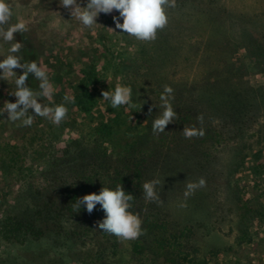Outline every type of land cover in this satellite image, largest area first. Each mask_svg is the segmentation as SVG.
I'll use <instances>...</instances> for the list:
<instances>
[{
    "label": "trees",
    "instance_id": "1",
    "mask_svg": "<svg viewBox=\"0 0 264 264\" xmlns=\"http://www.w3.org/2000/svg\"><path fill=\"white\" fill-rule=\"evenodd\" d=\"M232 1L176 0L156 39L136 41L129 68L140 77L130 84L135 107L112 109L105 101L98 113L106 121L93 125L92 138L59 146L54 124L35 119L26 141L29 165L25 151H9V174L23 189L0 218V239L36 250L9 254V264H264V203L261 195L246 199L233 180L242 152L264 144V0ZM16 39L24 59L39 63V44L22 34ZM187 63L195 67L192 78L181 75ZM257 75L263 79L250 82ZM27 83L37 85L31 76ZM166 85L177 117L154 134ZM86 104L80 93L71 106L84 111ZM184 128L205 134L186 139ZM262 150L254 166H264ZM260 172L264 190V167ZM200 178L206 186L186 198V184ZM153 179L162 202L144 198L142 185ZM117 185L134 197L130 210L144 230L137 240L103 234L99 205L92 213L75 207L83 196ZM248 247L250 254H241Z\"/></svg>",
    "mask_w": 264,
    "mask_h": 264
},
{
    "label": "rangeland",
    "instance_id": "2",
    "mask_svg": "<svg viewBox=\"0 0 264 264\" xmlns=\"http://www.w3.org/2000/svg\"><path fill=\"white\" fill-rule=\"evenodd\" d=\"M239 1L233 0L229 5L237 6ZM249 1L253 0H247L246 3L249 4ZM9 3L16 13L28 23L29 30L22 35L29 38L34 45L38 46L39 44V64L47 70L56 89L54 102L60 103L64 95L77 98L80 93L85 94V102L88 103L84 110L87 112L86 114L82 110L76 111L69 103L67 107L70 109L71 115L65 121L67 125L62 127L53 125L61 142L58 145H64L81 135L92 138L93 125L101 119L103 122L106 121L98 113L100 109L105 111V101L101 100L102 93L114 90L117 83L131 85L140 83L136 80L140 77H132L129 70L134 57H136V40L129 36L117 35L126 34L115 28L112 17L118 15L116 12L111 15L101 14L97 20L99 25L94 31H89L83 29L75 21L70 24L59 21L58 16L53 12L59 13L60 17L66 21L71 19L69 11L60 7L59 0H9ZM7 47V45H0V58ZM189 64H186V69L181 75L192 78L195 74V67H188ZM14 71L18 74L21 73L20 69H14ZM262 79L257 75L252 77L250 82L256 83ZM82 83L84 84L82 85ZM13 87L11 81L0 80V107L3 106L4 101H15V97L8 94L13 90ZM6 118L7 113L0 117V218L3 214L9 213V204L22 193L23 189V183L9 174V151L13 147H18L13 150L19 151L22 156L26 152L24 164L29 165L27 153L30 151H26L29 147L26 141L35 133V130H31L30 127H21L19 122L9 123V121L3 120ZM132 119L134 120L133 116ZM137 122L142 128L144 121L141 117L137 119ZM261 148L264 152V144L259 147L254 146L253 150L245 149L242 152L241 168L233 180L238 184L240 190L245 191L246 199L255 200L257 196L261 195L258 201L264 203V190L262 185H258L261 183L260 171L264 166L257 167L252 163L253 156ZM220 196L219 194L218 199ZM262 232L264 233V228ZM224 233L225 231L221 232L222 235ZM229 238L231 239L232 235H229ZM84 239L88 241L90 236ZM256 239L255 241H257ZM1 241L0 239V264H9V254L13 252L29 257L36 250L25 249L17 245L9 247V244H4ZM250 251V247L244 248L241 254L249 255ZM256 256L253 255L255 258Z\"/></svg>",
    "mask_w": 264,
    "mask_h": 264
},
{
    "label": "clouds",
    "instance_id": "3",
    "mask_svg": "<svg viewBox=\"0 0 264 264\" xmlns=\"http://www.w3.org/2000/svg\"><path fill=\"white\" fill-rule=\"evenodd\" d=\"M59 4L68 10L71 16L70 21H66L59 13L53 12L60 22L70 24L75 21L83 29L94 31L99 25L97 20L101 14L111 15L116 12L118 15L112 17L115 28L126 35L113 31L115 34L129 36L140 42H150L156 39L158 30L167 26L168 11L176 7V0H59ZM28 30V23L16 13L9 0H0V45L8 46L0 58V80L11 81L14 87L8 94L15 97L14 102L4 101L0 107V117L7 113V118L3 120L19 122L21 127H31L36 118L59 125L67 118V105L74 103L75 98L64 95L60 103H55L56 89L47 70L36 60H25L21 55L24 44L18 41L16 36ZM14 69H20L21 74ZM29 76L37 82L36 87L28 85ZM172 91V88L166 85L160 94L161 111L152 121L154 134L164 133L166 126L177 117L171 103ZM102 97L101 100L106 101L112 109L128 110L135 107L133 88L130 84L117 83L114 90L104 91ZM182 133L186 139L205 134L202 128H184ZM159 183L157 179L143 183L145 200L162 202L156 190ZM205 186L206 181L203 178L189 182L186 184L184 196L187 198ZM133 199L121 185H117L114 188L103 187L98 194L83 196L77 200L75 207L81 209L83 206L88 213H92L99 205L98 210L103 212L104 218L98 227L103 230V234L115 236L121 241H134L143 235L144 230L140 216L130 210V202Z\"/></svg>",
    "mask_w": 264,
    "mask_h": 264
}]
</instances>
